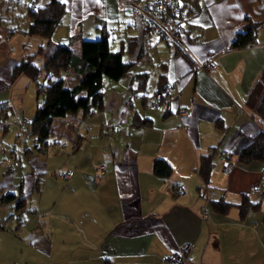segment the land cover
I'll return each mask as SVG.
<instances>
[{"label":"crops","instance_id":"1","mask_svg":"<svg viewBox=\"0 0 264 264\" xmlns=\"http://www.w3.org/2000/svg\"><path fill=\"white\" fill-rule=\"evenodd\" d=\"M27 1L0 0L1 20L24 3V23L3 25L0 20V102H10L20 119L26 117L29 101L23 106L21 98L16 100L20 95L14 97L12 86L20 79L35 84L25 74L11 76L22 54L33 52L28 51L31 37L25 32L30 21ZM63 1L67 9L52 42L67 41L78 32L86 36L84 21L89 18L91 24L99 18L101 25L119 33L114 21L118 20L123 30L120 43L131 47L128 40L137 39L131 59L148 61L146 67L132 65L131 80L139 83L141 73H146L136 92H153L159 83L173 88L160 107L147 108L142 98L138 107L139 95L129 101L127 94L118 109L111 103L110 112L105 107L89 117L93 119L86 118L79 149L52 168L57 188L46 189V182L40 183L50 170L44 154L21 150L31 168L22 175L18 192L0 184V264H165L166 255L183 242L194 243L186 264H264V161H236L241 146L261 127L245 98L264 67V0H181L189 52L172 51L154 32L132 29L130 15L117 8L116 0ZM248 17L263 22L253 43L231 46ZM16 31L22 33L19 38ZM139 45L143 55L138 54ZM211 54L217 59L216 69L197 66ZM136 85L131 83L129 93ZM80 113L76 109L69 117ZM112 114L120 122L114 131L109 128ZM136 114L149 117L150 123L133 125ZM211 146L218 151L206 182L198 172L199 158ZM34 151L39 154L34 156ZM156 157L172 165L170 175L153 172ZM10 160L4 176L14 172ZM99 164L104 170L97 168ZM69 169L71 176H60ZM178 186L184 191L177 192ZM6 192H13V197L2 198ZM243 193L256 204L240 216L236 204ZM21 196L25 206L19 210ZM219 197L233 203L225 214L209 204Z\"/></svg>","mask_w":264,"mask_h":264},{"label":"trees","instance_id":"2","mask_svg":"<svg viewBox=\"0 0 264 264\" xmlns=\"http://www.w3.org/2000/svg\"><path fill=\"white\" fill-rule=\"evenodd\" d=\"M27 9L30 21L25 29L26 34L42 36L50 45L53 31L66 12L67 7L65 2L63 0H42L36 8L27 7ZM1 19L2 16H0ZM262 23V21L252 20L248 17L243 27L236 32L235 37L231 41V46L240 47L251 44L254 41L255 32ZM108 33L107 27L102 25L100 37L90 38L78 32L73 34L67 41L56 42L54 46H52L51 42L52 48H49V50H46L44 43H39L36 50L30 53H23L18 62L13 65L12 79L21 74H26L36 84V108L34 114L30 118L25 117L27 118V123L24 127L20 125L22 118L18 122L20 129L27 130L33 136L34 145L33 147L26 145L27 152L33 149L46 152L49 147V136L58 127L54 123V119L56 117L66 119V115L73 113L76 109L81 111L79 117L67 119V124L69 130H73V135H70L73 141L72 150L79 149L81 140L86 135L85 132L79 130L80 126L84 125L86 118L106 106L102 88L103 76L106 75L109 78L119 79L129 73L131 66L137 62L131 58L125 59L123 56L125 50L131 56L133 50H135L137 39L130 38L128 40L131 43V47H125L121 43L119 47L113 48ZM76 43H78L77 46L79 45V52L74 57L77 62H73V48ZM140 50L141 46L138 47V54L143 55V51L140 52ZM38 52L46 55V60L40 65L34 61V57ZM71 65L76 67L74 72L79 76V80L73 85L68 86L65 85L62 71L68 69ZM161 74L160 76L162 77ZM141 75V82L131 88L133 94L129 95V101L135 97L134 95H139L138 97L142 98L146 106L145 101L148 96L161 92L162 103L158 107L162 106L170 95H167L165 89L171 83H159L153 92L145 91L141 94L140 92H136V88L143 87L146 73H141ZM39 76H41V79H39ZM71 105H74V110L70 109ZM245 105L251 110L252 115L257 118L261 127L236 153V161L240 164H245L252 160L264 161V67L247 92ZM12 110L13 105L10 102H0V135L8 127L6 116ZM150 121L149 117L136 114L131 123L135 126H140L148 124ZM217 125L221 129L224 127L221 122H217ZM118 127V125L109 124V128L113 131ZM61 132L65 131L61 130ZM217 151V146H211L210 151L200 155L198 172L206 182L210 178ZM152 169L159 176H167L172 172V165L165 158L156 157L153 160ZM38 183L39 181L36 182V185ZM9 197H13V192H6L2 195V198ZM209 204L215 212L222 214L227 213L233 205L232 202L226 200L224 197L210 199ZM254 204L256 202H252L248 194L243 193L242 200L236 204L239 208L240 216H243L247 209ZM16 205L21 210L25 206V196L19 197Z\"/></svg>","mask_w":264,"mask_h":264},{"label":"rangeland","instance_id":"3","mask_svg":"<svg viewBox=\"0 0 264 264\" xmlns=\"http://www.w3.org/2000/svg\"><path fill=\"white\" fill-rule=\"evenodd\" d=\"M22 5H24V3H21L19 5H17L15 7V9L11 12H9L7 14V16H3V20L2 24L3 25H13L16 24L18 22L20 23H24L25 19L23 15H21V9H22ZM16 13H20V14H16ZM13 20H10V19ZM99 20V21H97ZM96 20V24L99 25V27L95 28L96 24H91V21H93L92 18L86 19L84 21V25H85V29L89 28L86 37H90V38H96V37H100L101 32H102V20L97 18ZM115 24L120 26V32H115L112 30V28H107L109 30L108 36L111 42V45L113 48H117L120 46V37L119 35L122 34L123 30H122V26H121V22H119L118 20H114ZM92 25V26H91ZM111 26V24H109ZM101 27V28H100ZM21 31H16L13 34L18 33V38L21 36L22 33H20ZM136 32L135 30H129L128 33H133ZM12 35V33H11ZM30 36L31 37V42L30 44H28V51H34L39 43L41 39L44 40V38L42 36L39 35H27V37ZM17 38V37H16ZM153 40H160L158 39V37L155 35H152ZM162 40V39H161ZM24 41V40H23ZM52 42V41H51ZM51 42L50 45L49 43H47L45 40L43 41V43L46 46V50H49V48L51 49ZM78 43H76L74 45L73 48V62H77L75 60V56L77 55V53L79 52V45L77 46ZM55 45V42L53 44L52 42V46ZM77 47V48H76ZM126 47V46H125ZM125 59H129L131 58L130 54L125 50L124 54H123ZM46 60V55L42 54L40 52L36 53L35 57H34V61L35 63H37L38 65H40L43 61ZM138 67H146V65L148 64V61H143V60H139V62L136 63ZM134 66H132L130 68V72L123 75L122 77H120L119 79H113V78H109L108 76L104 75L103 76V92H104V101H105V107L103 109H105L106 112H110L109 111V106L111 103H114L112 105L113 109H118L120 107L121 101H123V104L125 103L124 101V97L127 94H133V92L131 91L129 93L130 87H131V83L132 85H136L138 83L137 79L134 78L133 80H131V71H134L133 69ZM76 70V67H74V65H71L70 67H68V69H64L62 71V74L64 76V81H65V85H73L76 82L75 77L77 76V74L74 72ZM26 75V74H25ZM21 75L17 76L20 78ZM28 76V75H27ZM22 78H27L28 77H22ZM39 79H41V76H39ZM30 80V79H28ZM27 82V81H26ZM26 82H23L22 79H20L14 86H12V92L14 95V97H18V94L20 95V97L16 100L20 101V98L22 99V105L24 106V101H29L28 102V110L25 112V116L27 118L32 117V115L34 114L35 108H36V89L34 90L33 87L35 86L34 82H32L30 80L29 84H25ZM138 99H136V104H138V107L141 106V99L140 97H137ZM118 99V100H117ZM120 100V102H119ZM16 104V102H15ZM14 107V106H13ZM147 107V106H146ZM74 108V105L70 106V109L72 110ZM149 108V107H147ZM101 109V110H103ZM98 110L95 113L101 111ZM94 113V114H95ZM93 115V114H92ZM91 115V116H92ZM71 113H69L65 118L63 117H56L54 119V123L57 124V130L54 133H51L49 136V147L47 149L46 152L43 151H39L37 149V152L43 153L44 157L43 159H45L48 163V169H50L48 171L47 174H42L44 175L43 178H40L39 180L43 182L40 183H45V188L46 189H50V188H57V186H59L57 183L52 182L55 178L53 176V167L61 164L66 158H71L73 153V150L71 149V138L70 135H73V130H69V126H68V122L67 119L70 120L71 117ZM20 117H21V113L16 112V111H10L7 116H6V122L8 123V127L5 130V132L0 135V180H2V183L0 182V184H3L7 189H11V188H15L18 192L19 189V182L22 179V175L26 174L25 172H29V168H31L30 164H29V160L28 157L26 155H23V152L21 150L24 149V147L27 146H31L33 147L34 145V140H33V136L27 131V130H22L19 127V121H20ZM90 117V116H89ZM88 117V118H89ZM93 119L92 117L89 118ZM111 119V121L113 120V114L111 115V117L109 118ZM108 121V120H106ZM114 121L115 126L118 125V123H120L119 121ZM59 123V124H58ZM111 125V123H110ZM97 128L94 129L93 134L95 133V130ZM61 130H64L65 132H61ZM68 130V131H67ZM81 132H86L85 130V126H80L79 129ZM118 132V131H116ZM116 132H113V134H116ZM113 134L110 133V137L113 136ZM68 146V147H64ZM34 151L33 155L35 156L36 154H39ZM25 154V153H24ZM48 154V155H47ZM15 156V158H14ZM20 157V158H19ZM8 159H11L9 161V163H11L13 165L14 168V172L10 173L12 171H8L7 173H9L8 175L4 176V172L7 169V161ZM21 161L20 164H18V161ZM53 168V169H52ZM10 176L12 177V181H10ZM63 181V180H62ZM34 192L31 196V201L34 202V200H36V196L37 195V190L36 187L34 188ZM46 200H48L46 198ZM2 204H6V202H1ZM9 206V205H8ZM10 219V217L8 218ZM7 219V220H8ZM6 220V221H7Z\"/></svg>","mask_w":264,"mask_h":264},{"label":"built area","instance_id":"4","mask_svg":"<svg viewBox=\"0 0 264 264\" xmlns=\"http://www.w3.org/2000/svg\"><path fill=\"white\" fill-rule=\"evenodd\" d=\"M41 1L28 0L26 5L29 8H36ZM116 3L118 9L126 10L130 15V27L137 31L154 32L158 37L164 39L173 51L180 49L183 52H189V45L185 41L187 19L182 14L181 0H116ZM217 64V59L211 54L204 60L198 61L197 66L214 70ZM172 88L173 84L166 87L167 95L171 93ZM161 103V92L148 96L145 101L149 108L158 107ZM183 113L190 114L191 112L183 110ZM26 123L27 118H22L21 127H24ZM97 168L104 170L105 165L99 164ZM260 172H264V166L260 168ZM72 173L73 170L70 169L59 172L62 177H69ZM183 191V187L178 186L177 192ZM193 245V242L181 243L176 250L166 255L165 264H186V258Z\"/></svg>","mask_w":264,"mask_h":264}]
</instances>
